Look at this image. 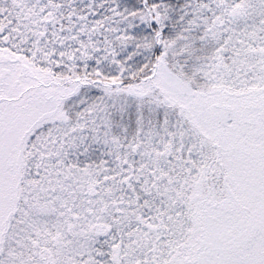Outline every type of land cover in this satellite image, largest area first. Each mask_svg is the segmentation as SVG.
Here are the masks:
<instances>
[{
    "label": "snow or ice",
    "instance_id": "1",
    "mask_svg": "<svg viewBox=\"0 0 264 264\" xmlns=\"http://www.w3.org/2000/svg\"><path fill=\"white\" fill-rule=\"evenodd\" d=\"M0 264H264V0H0Z\"/></svg>",
    "mask_w": 264,
    "mask_h": 264
}]
</instances>
